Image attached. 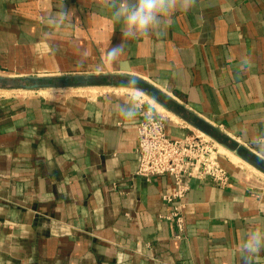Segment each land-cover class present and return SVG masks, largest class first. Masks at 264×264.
Masks as SVG:
<instances>
[{"label": "crops", "instance_id": "crops-1", "mask_svg": "<svg viewBox=\"0 0 264 264\" xmlns=\"http://www.w3.org/2000/svg\"><path fill=\"white\" fill-rule=\"evenodd\" d=\"M0 0V264H244L264 218V0H197L149 39L124 40L101 0ZM123 64L97 65L114 45ZM134 77L168 132L210 135L230 181L185 177V227L169 175L139 168ZM255 264H264V251Z\"/></svg>", "mask_w": 264, "mask_h": 264}, {"label": "clouds", "instance_id": "clouds-1", "mask_svg": "<svg viewBox=\"0 0 264 264\" xmlns=\"http://www.w3.org/2000/svg\"><path fill=\"white\" fill-rule=\"evenodd\" d=\"M63 3L64 0H60L59 10L47 18L49 25L59 26L67 20L69 12L64 10ZM101 4L110 12L111 22L120 26L122 39L138 40L159 34L162 26H171L174 15L187 14L196 7L197 0H101ZM123 56V45L111 46L105 59L97 65V71H103L106 64H123ZM122 86L129 90L124 101L117 105V112L124 121L143 117L150 124L159 118L160 113L154 106L159 100L150 97L151 104L143 101V90L136 78L129 77ZM254 143L264 151V137H258ZM253 222L258 227L247 231L240 245L244 264H255V258L264 251V218L256 217Z\"/></svg>", "mask_w": 264, "mask_h": 264}, {"label": "built area", "instance_id": "built-area-1", "mask_svg": "<svg viewBox=\"0 0 264 264\" xmlns=\"http://www.w3.org/2000/svg\"><path fill=\"white\" fill-rule=\"evenodd\" d=\"M159 113V118L150 124L143 117L138 120L137 173L146 178L162 174L173 178L175 191L164 195L171 205L166 217L183 230L184 199L189 188L184 178L197 175L224 187L229 184L230 172L222 164L218 143L210 135L193 131L183 137L172 136L167 130L165 116Z\"/></svg>", "mask_w": 264, "mask_h": 264}, {"label": "rangeland", "instance_id": "rangeland-1", "mask_svg": "<svg viewBox=\"0 0 264 264\" xmlns=\"http://www.w3.org/2000/svg\"><path fill=\"white\" fill-rule=\"evenodd\" d=\"M219 149H221V148L219 147Z\"/></svg>", "mask_w": 264, "mask_h": 264}]
</instances>
